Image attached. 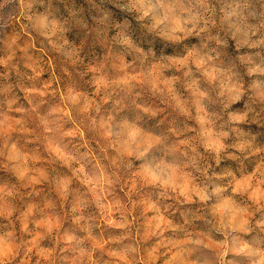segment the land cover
Returning a JSON list of instances; mask_svg holds the SVG:
<instances>
[{"label": "clouds", "instance_id": "obj_1", "mask_svg": "<svg viewBox=\"0 0 264 264\" xmlns=\"http://www.w3.org/2000/svg\"><path fill=\"white\" fill-rule=\"evenodd\" d=\"M13 36L67 73L63 101L54 77L39 92L25 79ZM0 69V264L37 260L16 219L49 202L48 264H86L105 237L125 264H144L142 251L164 264H264V196L230 190L257 162L264 183V0H0ZM129 178L158 221L151 252L132 197L118 201ZM98 192L117 214L104 232Z\"/></svg>", "mask_w": 264, "mask_h": 264}, {"label": "rangeland", "instance_id": "obj_2", "mask_svg": "<svg viewBox=\"0 0 264 264\" xmlns=\"http://www.w3.org/2000/svg\"><path fill=\"white\" fill-rule=\"evenodd\" d=\"M22 21L17 22V30L22 32L23 29L20 27ZM13 40L16 42H21L23 40L22 37L13 36ZM28 51V56L25 58L27 61V66L24 68V72H26L27 77L35 76L37 78V88L35 91L39 92L41 88H46L52 85L51 77L55 78L54 87L58 90L59 100L63 101V78L67 73H62L56 65L53 63V59L43 50L37 49L35 45L29 49V46L26 42H21L20 48L18 52L22 55L25 51ZM33 64L36 66L34 67ZM2 71V69H0ZM15 75V74H14ZM40 81H47L48 83H40ZM33 81L29 80L31 84ZM31 90V89H30ZM60 106H64L61 104ZM67 115H70V110L66 111ZM80 125L73 121V128H79ZM82 138H83V130H81ZM75 133L72 129L69 130V135H74ZM85 149H89L90 146L85 143ZM95 156V152L92 153ZM259 167V162L253 168H251L250 172L246 176H236V181L232 185L230 190H235L237 187H243L251 183L253 185V191L251 195L254 198L259 199L264 196V183H261L262 177L260 173L257 171ZM127 184V188L119 189V197L118 201L120 203H124L128 200L129 197H132V203L129 204V208L131 210V217H135L138 220L139 224V232L138 235L143 237V244L148 246L149 252H151L156 245L155 238L151 235V232L157 227V218L154 216L151 207L147 203V197L143 193L137 192V183L134 178H129L124 181ZM85 188L87 187V182H83ZM46 191V187L43 184H40L38 181L36 182L35 192L36 194H40ZM28 192H32L31 188H28ZM89 198L96 199L97 197H102L105 200V203L108 206L109 219L105 221L103 216L98 217L97 230L100 232L106 231V225L112 222V219L116 218L115 213L112 211L113 200L106 193L98 192L96 194L88 193ZM17 204H19V198L17 199ZM54 206L49 202L46 204L43 211L40 213H34L31 207L23 210V213L19 215L16 219L17 226L24 230H30L32 233V238L38 242L39 244V252L37 253V260L34 261L31 254L28 256L26 264H48L49 256L47 253H50L51 249L49 248V242L52 241V247L55 248L56 244L53 241L52 236H48L47 234L52 231L53 235L55 234V230L59 228V220L53 211H50ZM63 203L60 204V208L63 209ZM162 220V218H161ZM0 222H4V218L0 217ZM59 251H63V246L61 245L58 249ZM36 251L35 249L30 248L29 252L32 253ZM158 253H163V249H156ZM98 256H103L105 260L108 261V264H125L124 260L111 258L112 253L110 250V245L108 243L107 238L102 244H99V250H94L93 255L91 257V261L86 262V264H95L96 258ZM141 260L144 264H164L162 255H156L155 260H146L145 261V253L142 251ZM69 264H75V261L70 260Z\"/></svg>", "mask_w": 264, "mask_h": 264}]
</instances>
